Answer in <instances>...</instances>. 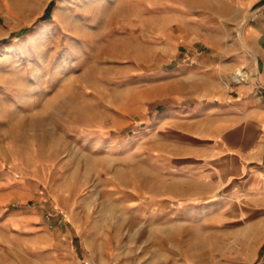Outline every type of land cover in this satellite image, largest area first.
<instances>
[{
  "label": "rangeland",
  "instance_id": "374dc122",
  "mask_svg": "<svg viewBox=\"0 0 264 264\" xmlns=\"http://www.w3.org/2000/svg\"><path fill=\"white\" fill-rule=\"evenodd\" d=\"M247 20L237 0H0V264H69L38 241L69 184L79 258L264 264V194L217 145Z\"/></svg>",
  "mask_w": 264,
  "mask_h": 264
},
{
  "label": "crops",
  "instance_id": "0c3cea01",
  "mask_svg": "<svg viewBox=\"0 0 264 264\" xmlns=\"http://www.w3.org/2000/svg\"><path fill=\"white\" fill-rule=\"evenodd\" d=\"M237 1L248 18V24L244 35L245 48L237 46L238 52L231 65L245 66L248 76L244 82L234 86L232 99L226 105L225 118H220L217 125L221 130L217 145L219 151L237 166L235 175H246L244 185L256 184L260 187L258 192L264 194V0ZM65 187L59 185L49 189L54 215L61 213L63 217L56 218V229L40 233L38 241L42 247L53 250V257L59 259L61 254H69V264H78L74 240L81 237L82 232L78 229V217L75 220L69 218V206L74 205L76 212L78 204H81V188L70 184ZM83 241L81 247L86 249L90 241L87 238ZM102 258L98 253L88 251L79 260L80 264H85Z\"/></svg>",
  "mask_w": 264,
  "mask_h": 264
},
{
  "label": "built area",
  "instance_id": "2783aa9c",
  "mask_svg": "<svg viewBox=\"0 0 264 264\" xmlns=\"http://www.w3.org/2000/svg\"><path fill=\"white\" fill-rule=\"evenodd\" d=\"M243 77H246L245 75ZM244 80V78H243ZM85 264H117L116 262H101V261H89L86 262Z\"/></svg>",
  "mask_w": 264,
  "mask_h": 264
},
{
  "label": "bare ground",
  "instance_id": "6f19581e",
  "mask_svg": "<svg viewBox=\"0 0 264 264\" xmlns=\"http://www.w3.org/2000/svg\"><path fill=\"white\" fill-rule=\"evenodd\" d=\"M240 77V76H239ZM237 80V79H236Z\"/></svg>",
  "mask_w": 264,
  "mask_h": 264
}]
</instances>
